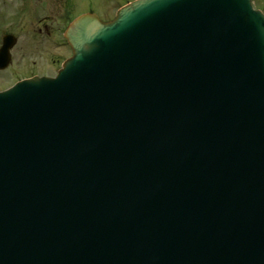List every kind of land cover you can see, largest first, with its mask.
Masks as SVG:
<instances>
[{"label":"water","instance_id":"obj_1","mask_svg":"<svg viewBox=\"0 0 264 264\" xmlns=\"http://www.w3.org/2000/svg\"><path fill=\"white\" fill-rule=\"evenodd\" d=\"M66 37L0 92V264H264V13L134 0Z\"/></svg>","mask_w":264,"mask_h":264},{"label":"rangeland","instance_id":"obj_2","mask_svg":"<svg viewBox=\"0 0 264 264\" xmlns=\"http://www.w3.org/2000/svg\"><path fill=\"white\" fill-rule=\"evenodd\" d=\"M6 1L9 5L7 14L4 10L0 12L3 13L2 20L8 21L18 42L12 49V62L6 70L0 71V88L34 72L53 74L62 59L71 52L62 35L75 13L89 8L104 19L112 18L121 6L133 0H28L26 7L30 14L23 26L15 24L18 15L14 12L13 3L16 0ZM68 1H71V9ZM0 4H6L5 0H0ZM253 4L264 10V0H253ZM13 20L14 24L11 25Z\"/></svg>","mask_w":264,"mask_h":264},{"label":"flooded vegetation","instance_id":"obj_3","mask_svg":"<svg viewBox=\"0 0 264 264\" xmlns=\"http://www.w3.org/2000/svg\"><path fill=\"white\" fill-rule=\"evenodd\" d=\"M5 2H6V4H0V8H1V6H2V8L0 9V12H4V11H6L7 10V7H8V5H9V2L8 1H6L5 0ZM71 1H68L67 2V5L69 6V9H71V3H70ZM19 5H22V2H14L13 3V9H14V12H16V11H18L19 10ZM4 10V11H3ZM6 14H7V11H6ZM2 15H3V13H0V45L2 44V42H3V37H4V35L6 34V33H8V29H7V27H8V21H5V22H3V20H2ZM2 23H4V24H2ZM13 29H11V31H12ZM64 31V30H63ZM62 37L64 38V36L62 35ZM65 39V38H64ZM70 51H71V48H70ZM8 67H6V68H4V69H0V71H4V70H6ZM35 74H39L38 72H34V73H31L30 75H27V76H32V75H35ZM23 77H26V76H23ZM23 77H21V78H23ZM8 86V85H7ZM7 86H4V87H2V88H0V89H3V88H6Z\"/></svg>","mask_w":264,"mask_h":264}]
</instances>
